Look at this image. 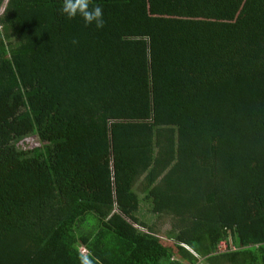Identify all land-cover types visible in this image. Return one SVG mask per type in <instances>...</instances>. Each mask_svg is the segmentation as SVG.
<instances>
[{
    "label": "trees",
    "instance_id": "obj_1",
    "mask_svg": "<svg viewBox=\"0 0 264 264\" xmlns=\"http://www.w3.org/2000/svg\"><path fill=\"white\" fill-rule=\"evenodd\" d=\"M91 2L0 0V264H264V0Z\"/></svg>",
    "mask_w": 264,
    "mask_h": 264
},
{
    "label": "clouds",
    "instance_id": "obj_2",
    "mask_svg": "<svg viewBox=\"0 0 264 264\" xmlns=\"http://www.w3.org/2000/svg\"><path fill=\"white\" fill-rule=\"evenodd\" d=\"M58 11L67 19H74L79 15L86 26L94 24L96 28H102L105 23L102 7L92 4L91 0H62ZM0 12H3L2 8ZM72 43L75 44L77 41L73 39ZM78 258L80 264H92L90 254L89 256L80 255Z\"/></svg>",
    "mask_w": 264,
    "mask_h": 264
},
{
    "label": "rangeland",
    "instance_id": "obj_3",
    "mask_svg": "<svg viewBox=\"0 0 264 264\" xmlns=\"http://www.w3.org/2000/svg\"><path fill=\"white\" fill-rule=\"evenodd\" d=\"M37 140H36V138L34 137V136H30V137H28V139H25V140H23V141H21L20 143H19V145L22 147V148H25V147H29V146H32V145H37ZM225 248V244H223L222 242H221V244L219 245V249L220 250H222V249H224Z\"/></svg>",
    "mask_w": 264,
    "mask_h": 264
}]
</instances>
